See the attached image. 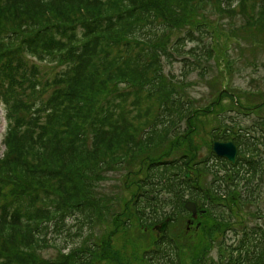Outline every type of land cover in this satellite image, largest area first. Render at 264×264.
Returning <instances> with one entry per match:
<instances>
[{"label":"trees","instance_id":"trees-1","mask_svg":"<svg viewBox=\"0 0 264 264\" xmlns=\"http://www.w3.org/2000/svg\"><path fill=\"white\" fill-rule=\"evenodd\" d=\"M208 4L222 11H233L236 4L232 17L242 24L228 26L234 34L264 27V0H0V92L17 96L8 152L0 161V209L6 216L0 224V253L7 242L13 256L18 254L13 244L26 251L17 264H103L106 235L87 237L102 216L106 219L103 210L113 225L130 216L153 226L166 217L164 205L175 211L187 195L192 201L202 198L203 190L193 184L203 179L202 170H212L208 160H197L191 132L203 114L197 100L176 90L182 84L164 73L162 63L183 51L182 31L197 46L190 50L200 48L192 69L212 58L209 41L220 25L211 27L203 16ZM25 52L57 57L67 66L44 85L40 105L36 88L42 76ZM214 100L225 109L219 97ZM230 132L222 138L233 136L239 157L211 192L203 193L217 204L218 216L202 228L203 239L189 254L193 264H264V213L250 209L254 195L261 194L264 139L245 127ZM116 171L124 172L128 198L118 196L117 204L127 201L111 214L115 209L108 197L97 195V185ZM243 207L251 211L246 219ZM71 210L83 219L76 246L62 258L44 261L38 252L46 240L56 242L67 230L72 217L62 218ZM232 227L236 237L224 248L226 255L222 250L217 258L208 256L209 245L217 241L221 248ZM155 242L143 252L147 264H191L168 233Z\"/></svg>","mask_w":264,"mask_h":264},{"label":"rangeland","instance_id":"rangeland-1","mask_svg":"<svg viewBox=\"0 0 264 264\" xmlns=\"http://www.w3.org/2000/svg\"><path fill=\"white\" fill-rule=\"evenodd\" d=\"M208 6L209 9L205 10L203 16L207 17L211 27L215 28L220 25V35L217 36L218 32L212 36L213 42L216 43L215 46L219 50L215 51V56L213 54L215 59L211 58L205 63L203 62L201 66L194 67L196 69L194 70L191 67L192 56L185 55L184 57H189L187 59L191 60H179L166 64L165 70L170 78L182 84L180 88H176L178 91L189 98L197 100L196 105L203 115L198 117L197 122H193L197 129H191V131L193 130L191 132L192 149L196 152L197 160H208L209 168L218 174L220 172L218 168L223 167V165L215 160L211 162L209 153L212 131L220 123H223L225 127L222 126V129L216 133V135H219L218 137H221L228 128L235 130L245 127L249 130L251 127H257L254 134L260 140L264 139V135L260 131L264 127V123L261 125L264 119L262 118L264 116V27L254 30L252 33L239 32L234 34L231 31L232 28L241 26L242 22L237 17H233L228 19L232 21L231 23H226V17L222 19L218 13L211 10L209 4ZM228 26H231V30ZM257 43H263V46ZM224 49H226L225 53L228 61L223 55ZM219 89H224L226 92L217 93ZM216 97H219V102L225 109H219L217 106L218 101L214 100ZM210 104H214V106ZM259 104H262V106L256 111ZM0 109H3L1 105ZM249 110H255V112ZM6 125H8L7 121ZM186 137L190 138L188 134H186ZM3 152L4 147L2 140H0V156ZM130 168H132V165ZM123 174L124 172L120 171L107 173L105 179L97 185V195L108 197L110 199L108 205L114 209L118 206L116 210L110 211L111 214H117L122 210V203L117 204L118 196L121 199L128 198L121 185ZM212 174L214 173L209 172V170H202L201 186H209L214 180ZM261 176L262 179L260 178L257 186V190L261 194H259L251 209L254 213L255 209H258L259 214L264 213V185H262L264 174H261ZM100 202L103 203L101 200ZM248 211L251 213L250 210L243 207L240 214H243L246 219ZM102 214L106 215V219L102 216V219L97 222L93 235L95 234L94 238L97 239L96 235L99 237L103 233L106 234L104 238L107 240L108 247L105 248V252H102L103 264H146L142 251L148 249L153 243L155 232L143 228L144 225L135 218H131L128 225H124V231L119 232L116 229L117 226L110 222L112 216L107 215L104 210ZM187 219L189 220L190 217L179 219V222L172 226V233L177 236V239H180L186 254L184 255L186 261H191V264H193V258L192 256L190 258L189 254L203 239L202 228L204 227L199 224L198 228H193L190 225L191 230H186L189 226L186 223ZM256 221L262 222V219ZM118 226H122L121 223ZM235 230V228L232 229L234 233ZM233 232L227 233L221 248L217 241H214L213 245L210 244L206 249L207 255L217 258L222 250L223 255H226L224 248H228L227 245L236 237ZM44 255L53 256L55 252L48 250L44 252Z\"/></svg>","mask_w":264,"mask_h":264},{"label":"water","instance_id":"water-1","mask_svg":"<svg viewBox=\"0 0 264 264\" xmlns=\"http://www.w3.org/2000/svg\"><path fill=\"white\" fill-rule=\"evenodd\" d=\"M212 151L218 157L225 158L229 162L234 163L235 155H236V149H235L234 145L230 141H228V142H216V143H214L213 146H212ZM185 207L188 210L192 211L193 217H196V215H195V208H194V205L192 203H187L185 205ZM167 221H168V219H166L158 227H156V229L158 230V232H162L165 229V226L167 224Z\"/></svg>","mask_w":264,"mask_h":264},{"label":"bare ground","instance_id":"bare-ground-1","mask_svg":"<svg viewBox=\"0 0 264 264\" xmlns=\"http://www.w3.org/2000/svg\"><path fill=\"white\" fill-rule=\"evenodd\" d=\"M116 229H117L119 232L124 231V227H122V226H117ZM121 230H122V231H121Z\"/></svg>","mask_w":264,"mask_h":264}]
</instances>
